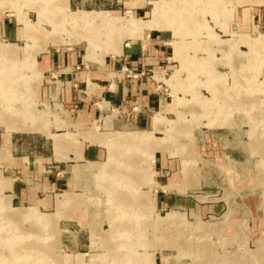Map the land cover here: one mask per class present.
Here are the masks:
<instances>
[{
  "label": "rangeland",
  "instance_id": "obj_1",
  "mask_svg": "<svg viewBox=\"0 0 264 264\" xmlns=\"http://www.w3.org/2000/svg\"><path fill=\"white\" fill-rule=\"evenodd\" d=\"M130 2L0 0V264H264V0H143L144 19L126 10ZM150 28H161L169 51L154 72L165 76L155 80L167 103L158 129L113 121L118 112L102 109L105 133L64 131L68 148L114 131L148 132L146 143L127 151L102 143L98 161L67 160L75 181L63 190L75 192L58 193L57 210L11 198L3 189L12 132L33 135L38 151L57 160L61 132L52 131L75 128L46 87L41 52L73 46L104 63ZM158 156L168 167L157 166ZM162 189L189 203L157 205Z\"/></svg>",
  "mask_w": 264,
  "mask_h": 264
},
{
  "label": "crops",
  "instance_id": "obj_2",
  "mask_svg": "<svg viewBox=\"0 0 264 264\" xmlns=\"http://www.w3.org/2000/svg\"><path fill=\"white\" fill-rule=\"evenodd\" d=\"M124 1L126 2L127 0ZM128 1H131V6L126 10L134 13L135 17L142 18V14L145 15L146 12V10L141 9L142 4L140 3L143 0H137L135 2L137 5L132 4V0ZM140 12L141 14H139ZM152 12L153 10L151 9ZM138 23L137 30L139 27L141 29L139 20ZM147 25L149 27H157L154 20H149ZM5 27L9 36L13 38L18 36V30L14 26L6 23ZM160 30L161 28L145 29L142 36L126 38L120 54L107 53L104 63L86 60L84 51H79L73 46L70 48L48 49L41 52L39 57H37V61L38 68L43 72L44 77L46 76L48 83L46 87L52 93V96L56 97L66 107L70 117L75 119V122L70 124L75 128L72 130L68 129V127H61L59 131H52L61 132L57 133V139L60 142L58 144V152L55 148L54 140L52 143L57 160L51 154L46 156L38 151L33 135L13 134L12 132L10 155L5 161L7 166L11 168V174L4 175L8 180V184L3 189L5 192L8 191L6 193L11 194V198L16 199L19 203L35 205L39 209L40 207L45 209L56 204L55 208L57 210V194L75 192L73 190H63L69 186L70 182L73 184L75 181L73 173L69 175L67 172V169L70 168L66 162L67 160L98 161L97 159L101 158L103 154L102 143L110 147L112 142H116L126 151L129 150V146H136L137 148L144 145L134 136L140 132L114 131L103 135L102 138L98 134H92L93 140H95L94 137H97L96 139L102 141V143L92 142L87 139L78 151L72 146L68 148V142L72 140V136L69 132L67 135L64 131L77 133L81 130L94 132L98 129L100 132L105 133V131L99 129V122L102 119L106 120L109 114L104 118L105 114L102 109L118 112L117 117L114 113L116 118H113V121H118L117 118H120L136 126H149L148 130L158 129L162 120H159L156 114L166 115L167 103L164 94L157 91L155 80V78L162 79L165 76L157 72L154 77V72L157 70L162 72L164 69L162 67L169 60L168 48L164 45V42L159 40ZM4 49L8 51L13 48L6 47ZM76 123L79 125H76ZM107 123L109 124L110 121ZM101 126H103V122ZM3 135V133H0V145L5 141ZM79 137L82 139L83 135H79ZM108 149L106 158L102 161L107 160ZM111 150L113 151V149ZM111 150H109L110 162L114 158ZM158 151L171 156L167 152ZM66 156L69 157L66 158ZM157 163L159 167H168L169 165L165 159L159 156ZM74 164L80 166L79 163L74 162L71 163L73 168ZM106 164L103 165L106 166ZM132 171L136 172V169L134 168ZM160 183L178 184L176 181H160ZM155 203L157 205L182 207L189 202L184 197L162 189V191L157 193ZM74 214L73 216L81 219V212ZM94 232L108 231H99L95 228ZM82 255L78 253L76 257L79 259ZM64 259L70 260L71 253H68Z\"/></svg>",
  "mask_w": 264,
  "mask_h": 264
},
{
  "label": "bare ground",
  "instance_id": "obj_3",
  "mask_svg": "<svg viewBox=\"0 0 264 264\" xmlns=\"http://www.w3.org/2000/svg\"><path fill=\"white\" fill-rule=\"evenodd\" d=\"M72 41V40H71ZM74 41V40H73ZM75 42V41H74ZM93 47V44L91 43L90 44V48H92ZM148 135H149V133L148 132H144V133H141V134H139L138 135V137H137V139H139L140 140V142L141 143H144L146 140H147V138H148ZM143 138V139H142ZM97 166V165H96ZM96 166H94V167H96ZM4 207H0V209H3ZM37 215H39V214H36V213H34V211H33V213H32V216H31V218H38V217H36ZM34 216V217H33ZM41 218H45L44 216L43 217H41ZM172 218H174V217H172ZM172 218H170V219H172ZM50 218L48 217V218H46V219H44L43 220V223H44V228H46L47 226H48V224L50 223V220H49ZM169 219V220H170ZM171 221V220H170ZM45 225H46V227H45Z\"/></svg>",
  "mask_w": 264,
  "mask_h": 264
}]
</instances>
